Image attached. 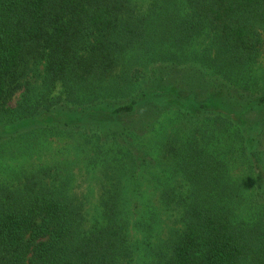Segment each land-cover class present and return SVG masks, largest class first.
<instances>
[{"label": "trees", "instance_id": "trees-1", "mask_svg": "<svg viewBox=\"0 0 264 264\" xmlns=\"http://www.w3.org/2000/svg\"><path fill=\"white\" fill-rule=\"evenodd\" d=\"M136 6L133 0H0V137L30 126L54 134L82 131L97 116L132 114L157 93L145 88L126 98L134 93L128 87L134 75L123 73L118 83L113 74L121 57L148 36V24L154 22L162 40L178 48L207 36L214 53L209 50L198 63L223 82L202 70L206 80L200 72L192 79L207 87L204 98L172 89L161 93L163 103L188 120L205 122L207 143L216 132L233 137L249 170L251 196L264 208V120L250 118L264 108V91L247 94V83H239L240 71L264 49V0H153L144 16ZM39 65L40 92L33 94L27 84L16 106L7 107ZM58 86L60 95L52 96ZM64 103L78 112H65ZM137 131H113L116 147L125 151V163L116 168L125 180L147 164L126 141ZM169 146L175 173L187 186L160 192L162 205L177 211L180 229L152 250L153 264H264V216L248 222L238 215L241 191L229 180L225 162L195 138ZM57 182L52 169H38L14 186L0 184V264H130V227L149 231L156 218L131 224L114 187L101 201L100 221L84 230L81 206Z\"/></svg>", "mask_w": 264, "mask_h": 264}, {"label": "rangeland", "instance_id": "rangeland-1", "mask_svg": "<svg viewBox=\"0 0 264 264\" xmlns=\"http://www.w3.org/2000/svg\"><path fill=\"white\" fill-rule=\"evenodd\" d=\"M133 1L137 4L136 11L140 16L149 13V4L153 2ZM154 18L155 15L151 13L150 21ZM259 28L264 39V23L259 25ZM158 30L154 22L148 24V36L143 39L141 45L121 57L113 74L118 83H122V78L118 77H122L123 73L130 72L134 75L128 83L134 93L126 98L135 97L142 89L148 88L157 93L155 99L140 104L134 113L120 118L97 116L94 118L95 123L88 122L85 125L87 128L82 131L69 130L54 134L30 126L0 137V184L14 186L26 174L38 169H52V173L57 177V184L63 182L68 195L81 206L84 230L100 221L101 201L106 192L112 191L114 187L122 193L121 205H127L124 214L131 224H140L146 216H154L156 219L149 231L130 227V264H153L152 250L157 249L175 230L180 229L177 211L172 207L165 208L159 198L161 190L165 187L177 192L179 189L183 191L187 186L181 175L175 173L173 151L169 153V144L172 142L181 147L191 138L199 140L206 152L225 162L229 180L239 187L241 197L238 204H241L237 208L238 215L246 218L248 222L264 216V208L257 206L251 196L253 187L249 170L240 157L238 145L233 137L216 132L207 143L202 137V132L206 130L205 122L188 120L173 108L165 107L163 103L166 96L161 93L172 89L182 90L184 93L197 92L200 99L204 98L207 87L204 83L197 85L200 80L196 82L192 76L200 72L203 74L198 75L201 81L207 79L203 78L204 72L207 76H214L212 70L207 71L198 63V59L206 56L211 50L209 39L207 36H201L191 44L178 48L169 41H163ZM211 53L214 51L211 50ZM162 58L166 59V62ZM43 68V65L37 66V72L29 74L25 81L21 82L20 89L7 103V107L16 106L24 94L23 87L27 84L32 87L33 94L40 92ZM240 73L239 83H247V94L264 91V49L257 62ZM211 78L223 82L216 76ZM193 82H196L195 86ZM233 82L238 81L234 78ZM58 95L59 86L52 93V96ZM129 99L123 102H128ZM67 106L66 103L61 106L65 112L69 110ZM70 108L78 112L74 107ZM263 109L252 112L250 118L263 121ZM125 128L138 130V135H129L126 141L132 145L134 155H143L147 162L134 168V177L126 180L120 174L117 175L116 168L125 163V151L116 147L118 142L113 132H121ZM260 165L264 174V154Z\"/></svg>", "mask_w": 264, "mask_h": 264}]
</instances>
